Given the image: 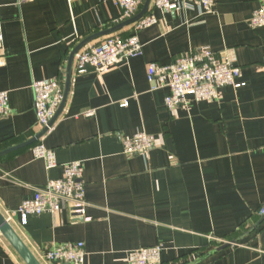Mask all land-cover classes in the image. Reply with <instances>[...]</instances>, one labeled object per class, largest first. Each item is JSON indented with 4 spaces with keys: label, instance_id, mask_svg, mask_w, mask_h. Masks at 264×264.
Listing matches in <instances>:
<instances>
[{
    "label": "crops",
    "instance_id": "obj_1",
    "mask_svg": "<svg viewBox=\"0 0 264 264\" xmlns=\"http://www.w3.org/2000/svg\"><path fill=\"white\" fill-rule=\"evenodd\" d=\"M263 4L218 0L212 12L201 5L154 10L157 23L138 33L143 55L104 75L76 74L77 54L106 36H129L133 24L88 42L74 57L54 130L41 139L55 155L52 169L33 155L40 140L30 141L41 132L32 84L58 78L65 90L73 51L126 21L113 0L3 4L0 91L9 94L10 114L0 119V153L10 151L0 155V212L35 199L63 177L64 165L81 162L84 169V218L63 205L56 214L10 222L43 264L47 251L66 243L84 244L85 264H127L129 251L159 245L163 264H264V26L249 23ZM199 47L238 67L244 86L225 87L214 101L192 98L171 113L168 90L154 89L148 66ZM137 133L157 146L127 156L122 140ZM0 264L24 262L0 241Z\"/></svg>",
    "mask_w": 264,
    "mask_h": 264
},
{
    "label": "built area",
    "instance_id": "obj_2",
    "mask_svg": "<svg viewBox=\"0 0 264 264\" xmlns=\"http://www.w3.org/2000/svg\"><path fill=\"white\" fill-rule=\"evenodd\" d=\"M7 0H0V65L4 53L3 29L1 8ZM20 6L32 0H15ZM114 4L122 10L120 22L135 17L141 10L145 0H113ZM218 0H152L147 15L133 23L129 36L113 34L102 38L96 45L85 48L77 54L75 73L85 74L93 69L104 75L112 69L131 59L143 55V45L140 43L138 33L155 25L157 19L154 10L165 13H174L182 6L201 5L208 12H212ZM252 28L264 26V4L257 10L250 20ZM148 81L155 84L154 89L167 88L165 98L167 110L174 113L178 108L187 107L191 99L196 102L214 101L219 97V91L225 87L239 89L244 86L238 82L241 70L233 66L223 55H218L210 47H199L186 52L168 65L151 63L148 66ZM34 94L37 128L40 132L47 130L44 136L54 130L51 126L57 111L64 101L65 90L61 79H43L32 84ZM127 102L122 104L126 107ZM10 114L9 94L0 91V119ZM90 111L87 117L93 116ZM43 136V137H44ZM42 137V138H43ZM41 138V139H42ZM33 149L35 159L44 160L48 169L57 166L53 151L46 149L42 140ZM123 152L133 157L146 155L157 146L156 139L146 133L125 137L122 140ZM84 169L81 162L64 165L62 178L51 181L47 187L39 190L35 199L25 201L17 212H7L5 217L10 223L15 215L23 220L30 216H41L46 213L56 214L62 206H68L71 215L84 218L87 202L85 199L86 187L84 183ZM264 214V211L262 212ZM0 241L6 242L0 232ZM162 246L149 249L129 251L126 255L127 264H163ZM87 252L82 243H66L47 251L44 262L53 264H85Z\"/></svg>",
    "mask_w": 264,
    "mask_h": 264
},
{
    "label": "water",
    "instance_id": "obj_3",
    "mask_svg": "<svg viewBox=\"0 0 264 264\" xmlns=\"http://www.w3.org/2000/svg\"><path fill=\"white\" fill-rule=\"evenodd\" d=\"M152 0H145V3L143 5L142 10L132 19L126 21L124 24L118 26L115 29H110L108 31H105L103 33H100L98 35H95L93 37L88 38L86 41L81 43L72 53L68 65V72H67V83H66V89H65V96H64V101L62 105L60 106L59 110L57 111L52 123L50 124L51 126L55 123L56 119L58 116L61 114L66 101L67 97L69 94V87H70V82L72 78V66H73V60L76 54L82 49L88 42L109 35L113 32H116L117 30L122 29L123 27L133 24L135 22H138L142 18H144L147 13L149 12L150 6H151ZM47 132V130L42 131L35 139H33L30 142H33L35 140H40L44 134ZM22 146L13 148L11 150L18 149ZM10 150L0 153V155L8 153ZM0 232L4 239L9 243V245L13 248V250L16 252V254L19 256V258L24 262V264H43L35 255L34 253L29 249V247L26 245V243L23 241L21 236L17 233V231L14 229V227L8 222L6 217L0 212ZM236 241H233V244H235ZM232 243H226L224 245V248L229 247Z\"/></svg>",
    "mask_w": 264,
    "mask_h": 264
}]
</instances>
